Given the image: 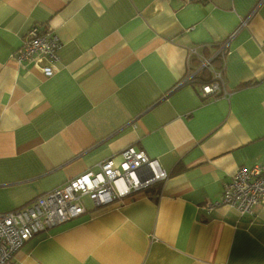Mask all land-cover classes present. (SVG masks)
I'll list each match as a JSON object with an SVG mask.
<instances>
[{
    "label": "crops",
    "instance_id": "crops-1",
    "mask_svg": "<svg viewBox=\"0 0 264 264\" xmlns=\"http://www.w3.org/2000/svg\"><path fill=\"white\" fill-rule=\"evenodd\" d=\"M34 26L59 37L51 77L16 58ZM221 42V90L204 96L185 80L189 51ZM129 146L168 178L106 205L83 197L11 264H264V203L202 207L264 164V0H0V213Z\"/></svg>",
    "mask_w": 264,
    "mask_h": 264
},
{
    "label": "built area",
    "instance_id": "built-area-1",
    "mask_svg": "<svg viewBox=\"0 0 264 264\" xmlns=\"http://www.w3.org/2000/svg\"><path fill=\"white\" fill-rule=\"evenodd\" d=\"M227 45L224 42V46ZM60 47L57 34L50 29L34 26L17 50L16 58L19 62H43L41 68L44 76L51 77L56 71ZM189 56L198 57V70L213 71V80L199 84V92L204 96L220 92L222 71L213 67V58L201 55L196 47L190 49ZM198 70L187 73L185 80L191 79ZM168 175L157 158L129 146L121 153L119 162L112 157L107 158L98 164L96 170L79 174L23 207L0 213V264H11L15 253L46 228L83 214L86 211L83 197L87 196L97 205H106L156 181H163ZM221 202L232 206L241 215L251 213L253 206L264 203V164L252 168L241 167L233 179L225 184L222 199L205 202L202 207L209 213Z\"/></svg>",
    "mask_w": 264,
    "mask_h": 264
},
{
    "label": "trees",
    "instance_id": "trees-1",
    "mask_svg": "<svg viewBox=\"0 0 264 264\" xmlns=\"http://www.w3.org/2000/svg\"><path fill=\"white\" fill-rule=\"evenodd\" d=\"M216 47H217V50H216L217 53H215V55H211L212 58H213L212 59V64H215L217 61L218 62L222 61L224 59V55L228 51L227 47L224 46V42H221L218 45L216 44ZM203 56H205V55H203ZM208 57H210V56H208ZM204 74H206V76L210 77L212 73H210L209 69L198 70L191 79L187 80V82H189V83H197L198 82V83L202 84V83H208V82L213 80V77H212V79L210 77L207 80L206 79L207 77L204 76Z\"/></svg>",
    "mask_w": 264,
    "mask_h": 264
}]
</instances>
